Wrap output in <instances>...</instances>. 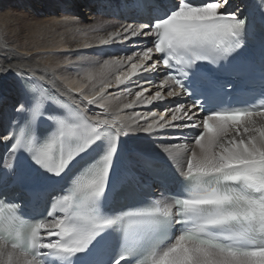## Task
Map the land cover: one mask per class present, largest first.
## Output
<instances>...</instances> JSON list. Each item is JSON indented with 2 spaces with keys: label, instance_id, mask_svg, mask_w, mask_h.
Here are the masks:
<instances>
[{
  "label": "snow or ice",
  "instance_id": "6c2138e0",
  "mask_svg": "<svg viewBox=\"0 0 264 264\" xmlns=\"http://www.w3.org/2000/svg\"><path fill=\"white\" fill-rule=\"evenodd\" d=\"M151 6L76 50L0 39V264H264V0Z\"/></svg>",
  "mask_w": 264,
  "mask_h": 264
},
{
  "label": "bare ground",
  "instance_id": "6f19581e",
  "mask_svg": "<svg viewBox=\"0 0 264 264\" xmlns=\"http://www.w3.org/2000/svg\"><path fill=\"white\" fill-rule=\"evenodd\" d=\"M235 2L244 4V0ZM82 4L86 7L85 15L80 10ZM120 5L119 0H3L0 2V39L11 46L13 58L24 56L27 50L43 49L60 41L76 50L77 44L93 41L106 31L114 30L125 18L135 16L134 11H121ZM98 25L102 28L94 32ZM111 49L123 52L126 46L112 45ZM78 51L90 52L88 49ZM15 90L13 77L0 79V94L8 97L9 108L15 99ZM114 91L116 89H109V93ZM109 100L113 110L127 102L114 96H109ZM145 110L124 109L122 115Z\"/></svg>",
  "mask_w": 264,
  "mask_h": 264
},
{
  "label": "rangeland",
  "instance_id": "374dc122",
  "mask_svg": "<svg viewBox=\"0 0 264 264\" xmlns=\"http://www.w3.org/2000/svg\"><path fill=\"white\" fill-rule=\"evenodd\" d=\"M1 1H3V0H0V2ZM84 9V10H83ZM80 10H82V14H84L85 15V11H86V7H85V5H83L82 4V7L80 8ZM99 14V13H98ZM100 15V14H99ZM103 15V14H102ZM90 50V52H95V51H97V49L96 48H93V49H88V51ZM113 53L114 54H116V55H120V56H123V55H126V54H130V52L127 50V49H125V51H123V52H119L118 50H116V51H113ZM61 55H64V53H61Z\"/></svg>",
  "mask_w": 264,
  "mask_h": 264
}]
</instances>
